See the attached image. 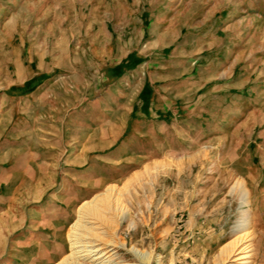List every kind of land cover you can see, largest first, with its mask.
<instances>
[{
	"label": "rangeland",
	"instance_id": "374dc122",
	"mask_svg": "<svg viewBox=\"0 0 264 264\" xmlns=\"http://www.w3.org/2000/svg\"><path fill=\"white\" fill-rule=\"evenodd\" d=\"M7 3L22 8L17 32L5 25ZM132 52L140 55L138 65L103 79L106 66ZM41 54L45 69L76 71L56 86L60 124L71 114L67 105L99 82L93 90L101 100L86 113L91 140L98 137L92 146L116 140L118 147L106 168L92 169L107 176L79 177L88 185L60 196L67 237L53 264L72 253L81 206L108 193L130 209L119 230L127 248L113 250L123 264H242L223 254L236 240L247 247V264H264V0H0V89L23 72L18 58L32 68ZM147 78L143 94L168 103L166 118L134 105ZM8 133L23 136V94L17 92L0 94V178L14 158L5 152ZM57 162L62 178L70 163ZM146 165L153 167L147 172ZM13 211L23 221V208ZM247 215L250 224L242 230ZM9 222L0 209V264L23 253L13 248L19 231ZM134 246L152 254L148 263L132 253Z\"/></svg>",
	"mask_w": 264,
	"mask_h": 264
},
{
	"label": "crops",
	"instance_id": "0c3cea01",
	"mask_svg": "<svg viewBox=\"0 0 264 264\" xmlns=\"http://www.w3.org/2000/svg\"><path fill=\"white\" fill-rule=\"evenodd\" d=\"M3 5L5 8L10 7L8 9H11L6 15L5 25L14 27V31L17 32L16 17L21 13L20 9L22 8L11 6V3ZM21 39L20 45H23V38ZM163 51H168V48L163 47ZM39 56L40 62L35 64V67L31 64L32 68L26 67L24 60L18 58L15 65L23 72H18L17 77H12L13 81L10 84H5L0 89V94L4 97L13 95L15 92L23 94V136H14L8 133L4 137L9 140L5 152L13 151L14 158L11 155L12 163L3 173L6 178H0V201H3L0 203V209L1 212L9 215V224L14 227L12 228L13 232L19 231L16 235V240L20 241L19 246L13 245V248L23 250V253L13 254L12 264H53L56 262V258L60 256L63 249L62 243L67 237L65 229L68 224V220L58 210L62 203L60 196L65 192L74 193L77 186L88 185L86 183L88 181L80 182L79 177L89 180L92 176L97 179L107 176L102 171L95 172L92 169L106 168L111 163L109 160H115V152L118 150L116 140L110 144L92 146L93 142L98 143L96 139L98 137L95 138V141L91 140L92 135L88 130L91 125L86 113L91 102L101 100V91L93 90L94 87H99V82L89 88L92 89L90 92L78 93L84 95L85 99H79L78 102L67 105L71 114L67 117V124H60L63 119L61 120L59 114L61 112L60 91L57 92L56 86L57 84L60 86L59 80L62 77L73 76L76 71L59 75L52 71L55 69L53 64H57L56 59H53L51 69H45L47 63L44 55ZM9 57L5 60L4 65L12 64ZM139 62L140 55L132 52L128 57L111 67L106 66L103 79L115 78L124 73V67L136 66ZM95 70L98 71L99 68L95 67ZM96 71L92 73H95L99 79V73ZM8 75L10 78V73ZM97 78L96 80H98ZM149 81L147 78L141 85L138 96L142 94L143 99L140 97L141 102L136 101L134 105L148 113L155 112L159 115L157 118H166V112H169L168 103L164 101L158 105L155 93L151 97H145L143 94L146 87L149 88ZM54 101L56 102L53 103ZM75 101L77 99L73 102ZM70 103L72 100L68 99L66 104ZM133 110L134 107L131 108V111ZM64 126H67L66 141ZM75 129H78L79 132L83 130L84 133L89 134L82 137L83 135L75 133ZM62 158L68 160L70 164L62 178H59L60 170L57 160ZM50 163L52 168L48 167ZM43 164L47 166L44 169ZM152 167L146 165L144 171L148 172ZM141 172L143 169L137 170L131 178H139ZM19 206L23 208V221L19 220V217L22 219V213L18 215L13 211ZM17 224L20 226L23 224V232H21L22 227H16ZM5 240H8L7 236Z\"/></svg>",
	"mask_w": 264,
	"mask_h": 264
},
{
	"label": "bare ground",
	"instance_id": "6f19581e",
	"mask_svg": "<svg viewBox=\"0 0 264 264\" xmlns=\"http://www.w3.org/2000/svg\"><path fill=\"white\" fill-rule=\"evenodd\" d=\"M242 196L244 202L248 203V189H243ZM129 215L130 209L117 201H112L109 193L83 204L80 208V217L72 230V253L58 264H123L117 261V253L113 250L119 247L127 248L119 230ZM247 221L249 223L248 215L242 220L239 228L244 230L248 227L250 223ZM238 242L239 240H236L225 248L223 254L227 259L228 257L231 259L233 254L234 258L236 256V259H243L242 264H247L250 261L247 259L249 255L244 251L247 247H237ZM130 250L136 257L144 256L147 263L152 255L135 246Z\"/></svg>",
	"mask_w": 264,
	"mask_h": 264
}]
</instances>
